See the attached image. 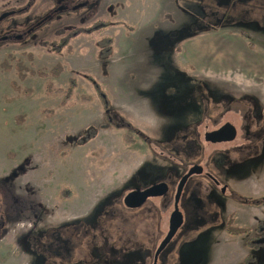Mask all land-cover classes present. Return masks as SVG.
Returning <instances> with one entry per match:
<instances>
[{
    "label": "rangeland",
    "instance_id": "rangeland-1",
    "mask_svg": "<svg viewBox=\"0 0 264 264\" xmlns=\"http://www.w3.org/2000/svg\"><path fill=\"white\" fill-rule=\"evenodd\" d=\"M61 1L0 0V15L28 8L0 22V36L32 29L61 8ZM64 1L65 13L25 39L0 41V203L7 217L0 264H127L109 253L128 239L130 250L137 244L144 250L141 259L128 264H155L175 188L149 199L142 210L125 208L123 199L168 176L177 181L197 162L207 165L226 192L215 189L211 194L219 202L209 203L207 178L188 180L180 200L185 223L156 264L181 263L189 251L183 239L199 241L202 234L198 228L189 231V225L201 222L206 231L231 213L237 226L253 229L258 237L252 239L254 258L244 264H264V206L255 211L256 218L243 216L238 207L255 206L256 200L264 205V174L257 178L256 173L264 172V82L205 77L197 66L209 64L190 63L184 54L191 41V48H204L213 39L205 35L222 29L245 30L253 48L264 49L259 31L264 30V0ZM62 27L82 32L59 52L41 45L61 47L54 32ZM58 65L63 69L55 76ZM88 77L108 96L111 118ZM72 81L73 94L63 104L64 94L56 90L66 91ZM220 113L218 122L236 125L237 142L204 140ZM223 152L229 155L213 158ZM224 203L227 210L221 209ZM57 233L77 234L70 254L42 252L46 237ZM214 241L215 264L226 261L227 250ZM238 248H232L237 255ZM209 256L206 251L204 264Z\"/></svg>",
    "mask_w": 264,
    "mask_h": 264
},
{
    "label": "crops",
    "instance_id": "crops-1",
    "mask_svg": "<svg viewBox=\"0 0 264 264\" xmlns=\"http://www.w3.org/2000/svg\"><path fill=\"white\" fill-rule=\"evenodd\" d=\"M245 30H232V29H222L218 32H212L205 36L213 37V39L208 41V45L204 48L199 46V48L190 47L194 42H190L184 47V54L186 60L190 63H206L209 64L206 68L202 64L200 71L205 77L216 78L221 81H230V82H242L247 80L251 84L256 85V83L264 82V49L257 47L251 48L248 44L252 42L247 39H240L242 32ZM260 32L264 30L259 29ZM245 34L248 35L246 32ZM264 38V35L261 36ZM264 40V39H263ZM261 41L264 43V41ZM254 44V42H253ZM260 46V45H259ZM264 48V46H262ZM245 64L248 66L245 67ZM235 75V77L229 80V74ZM257 178L260 177L264 172H256ZM262 177V176H261ZM244 179V178H243ZM264 179V177H262ZM239 193H242L241 187ZM264 194V193H263ZM256 198V195H253ZM262 196V195H261ZM246 205V204H245ZM238 205L241 208L239 213L242 212L243 216L247 213L252 214V218H256V210L260 209L259 205L248 206ZM238 211V209H237ZM262 212V211H261ZM264 212V211H263ZM239 215V219H241ZM199 233H202L199 237L200 240L195 239L189 240L186 248V256L181 260L180 264H204V253L209 252V258L205 262L206 264H215V254L217 250L214 249V239L220 240L219 243L224 245V251L227 250L228 255L225 259H220L219 263L216 264H242L246 257L250 253V248L247 244L248 236L245 234L242 235H231L223 227V225L216 226L213 229L201 230ZM203 234L204 239H203ZM235 245H238L239 248L236 250L238 255L235 253L232 248ZM234 251V252H233ZM241 252H244V256L240 255ZM252 252V251H251ZM240 256V257H239ZM213 260L211 262L210 260Z\"/></svg>",
    "mask_w": 264,
    "mask_h": 264
},
{
    "label": "flooded vegetation",
    "instance_id": "flooded-vegetation-1",
    "mask_svg": "<svg viewBox=\"0 0 264 264\" xmlns=\"http://www.w3.org/2000/svg\"><path fill=\"white\" fill-rule=\"evenodd\" d=\"M66 4H68V2H66V1H64V0H62L61 1V8H59V9H57V10H55V11H53L52 13H50L48 16H46L45 18H47V17H49L46 21H44V23L43 24H45L46 22H48L50 19H52L56 14H63V13H65V9H66V7H65V5ZM26 9H28V8H24V9H22V10H20V11H8V12H13L14 14L13 15H16V14H19V13H22V12H24V11H26ZM4 13H6V12H4ZM3 14V13H2ZM13 15H11V16H13ZM1 16V15H0ZM11 16H9V17H11ZM44 18V19H45ZM43 19V20H44ZM42 20V21H43ZM2 22V21H1ZM41 22V21H40ZM1 24V23H0ZM38 24V23H37ZM36 24V25H37ZM42 24V25H43ZM35 25V26H36ZM41 25V26H42ZM34 26V27H35ZM97 26V25H96ZM33 27V28H34ZM32 28V29H33ZM63 29H65L66 30V28H64V27H62ZM62 28H58V29H62ZM78 28H80V27H78ZM57 29V30H58ZM29 30H31V29H29ZM29 30L28 31H26V32H23V33H20V34H12V33H7L6 35H3V36H0V41L1 42H6V41H19V40H21V39H25V37L29 34ZM57 30H55V32L57 31ZM55 32H54V35H55ZM80 32H82V30H81V28H80ZM5 36V37H4ZM235 112V114H237L238 115V117L240 118L241 116H242V114H239L237 111H234ZM223 113H220L219 114V116H218V118H216V121H215V126L211 129V130H208V131H206L205 133H204V135H203V138H204V140L207 142V143H209V144H212V145H221V144H225V143H235V142H237L238 141V129H237V127H236V125L234 124V123H232L230 120H227V121H225L224 123H220L221 122V120H222V118H223ZM217 116V115H216ZM203 117V116H202ZM205 117V116H204ZM217 119H221L220 120V122H218L217 121ZM205 121H208V120H205ZM219 123V124H218ZM213 124V125H214ZM226 124H231V125H233L234 127H235V129H236V137H235V139L233 140V141H229V142H217V143H212V142H210V141H207L206 140V134L208 133V132H211V131H215V130H219L221 127H223L224 125H226ZM205 128H208L207 126L205 127ZM197 137V136H196ZM199 140L198 141H200V139H201V137L200 138H198ZM235 146H237V147H239L240 146V144L239 143H237V145H235ZM228 151V150H227ZM204 152H206L205 150H204ZM216 152H219V150H216ZM225 155H229V153H227V152H223V153H220V154H214V156H213V158L215 159L217 156H219V159H221L223 156H225ZM213 158H212V160H213ZM216 162V161H215ZM220 162H219V160L217 161V163L215 164V165H218ZM194 166H201L202 168H203V172L201 173V174H195V176H204V177H206L207 178V180H208V183H207V186L209 185V184H211L212 186L211 187H208L209 188V194L206 196L207 197V199L209 200L208 202L209 203H218L219 201L218 200H216V198L211 194V193H213V194H215L214 193V191H215V189H217L218 191L220 190H223L224 192H226V187L227 186H225L224 187V185H222L220 182H218V180L216 179V177L213 175V174H211V173H209V171L207 170V165H205V164H203V163H199V162H197V163H194L193 165H191L190 167H189V169L187 170V171H185V173H183V175L177 180V181H175V179H174V177H173V175H171V176H168V178H166V181H161V182H165V183H167L168 184V186H169V192H171L173 189H172V187L173 188H175V190L173 191V205H172V207H173V209H172V211L170 212V214H169V219H168V224H167V230H166V234H165V237H166V235L168 234V232H169V225H170V218H171V215H172V213H173V211H174V205H175V195H176V190H177V186H178V184H179V181L181 180V178L184 176V175H186L188 172H189V170L192 168V167H194ZM221 175L223 176V177H225V178H227V179H229V178H231V175L229 174V173H224V172H221ZM194 176V175H193ZM191 178V177H190ZM189 178V179H190ZM232 180V179H231ZM161 182H159V183H161ZM187 184V183H186ZM186 186V185H185ZM199 187V186H198ZM200 188V187H199ZM135 189H137V188H135ZM139 189H145V188H139ZM185 189V188H184ZM132 191V190H131ZM169 192L167 193V194H169ZM183 192H184V190H183ZM207 193V192H206ZM166 194V195H167ZM166 195H164V196H166ZM182 195H183V193H182ZM164 196H162V197H164ZM209 196V197H208ZM182 197V196H181ZM156 198H159V197H156ZM264 199V195L262 196V197H260V199ZM150 199H152V198H150ZM180 200H181V198H180ZM192 200L194 201V202H198V203H200L199 202V200L193 195L192 196ZM149 201V199L146 201V203L145 204H143L141 207H139V208H129V207H127L125 204H124V199H123V205H124V207L125 208H128V209H130V210H132V211H135V210H142V208H144L146 205H147V202ZM261 200H256V201H253V203L255 204V205H259V207L261 206H264V205H262L261 204ZM226 204L227 203H224V205H223V207L220 205V204H218L219 206H221V209L223 210V209H226L227 210V207H226ZM198 205L197 204H195V207H197ZM246 207H248V206H251V205H245ZM179 209H180V212L182 213V211H181V208H180V201H179ZM183 214V213H182ZM184 216V215H183ZM230 216H233V217H230ZM230 218H233V220H234V224L236 225V223H235V215H232V213L227 217V220H225V221H223V222H221V223H218L217 225H214V226H219V225H223V227H224V229L226 230V225H227V222L229 221V219ZM183 219H184V217H183ZM7 217H6V212L5 211H3V209L1 208V203H0V238H1V236L3 235V233H4V231H5V229H6V225H7ZM185 222L183 221V224H184ZM200 225H202L201 224V222H196V223H194V224H192V225H189L188 227H189V231H191V230H193L194 228H198L199 230H200V228H202V227H207V226H200ZM257 228V227H256ZM246 229H248V228H246ZM251 229V228H250ZM249 229V230H250ZM252 230L253 229H251V231L248 233V234H245V235H248V238H250V237H255V236H253L252 235ZM227 231V230H226ZM72 234H64V235H59L58 233L57 234H53V235H48L47 237H46V242H43V245H44V249L42 250V252L44 251V253L46 254V255H49L50 254V256L51 255H57V254H62L63 253V251L65 250V253H71L72 252V249L74 248L73 247V242H74V240H76V238H77V234L76 235H73V236H71ZM164 237V238H165ZM164 238L162 239V241L164 240ZM31 241V243H36V245H35V247L37 248L38 246V242H36V241H32V240H34V239H30ZM161 241V242H162ZM161 242H160V244H161ZM185 242V243H184ZM188 242H189V240H187V239H185V241H184V239H183V243H182V245H185V246H187L188 245ZM160 244L158 245V247H157V249L159 248V246H160ZM130 245H131V243H130ZM130 245H129V239L125 242V244L123 245V246H121V248H120V250L118 249V248H114L113 250H112V252H110L109 253V258H113V257H117L118 259L119 258H121L122 260H125V262L128 264V262H129V260H139V259H141L140 257L143 255V253H144V250L143 249H141L140 248V246H139V244H137L136 246V248H133L132 247V249L130 250L129 249V247H130ZM182 245L180 246V248H182ZM52 246V247H51ZM173 248V247H172ZM157 249H156V252H157ZM134 251H136V252H134ZM156 252H155V254H156ZM162 253V252H161ZM160 253V254H161ZM160 256V255H159ZM159 256H158V258H159ZM112 260V259H111ZM111 260H110V262H111ZM49 260L46 262L47 264H49ZM108 262V264H110L109 263V261H107ZM154 262H155V255H154ZM61 263L62 264H66V263H64V261H61ZM138 264H139V262H138Z\"/></svg>",
    "mask_w": 264,
    "mask_h": 264
},
{
    "label": "water",
    "instance_id": "water-1",
    "mask_svg": "<svg viewBox=\"0 0 264 264\" xmlns=\"http://www.w3.org/2000/svg\"><path fill=\"white\" fill-rule=\"evenodd\" d=\"M13 14H14L13 12L3 13L0 16V22ZM49 17L39 22L34 28L41 26L44 23V21H46ZM33 29L29 30V33ZM235 137H236V129L231 124H226L223 127H221L219 130L211 131L206 134V140L212 143L233 141ZM202 172H203V168L201 166H194L179 181L175 195L174 211L170 218L169 232L164 238V240L161 242L159 248L157 249V252L155 254V264L158 260V256L160 255V253L170 244V242L175 237L178 230L183 225L184 219H183V214L180 212L179 209V201L182 196L186 183L188 182L190 177H192L195 174H201ZM168 192H169V186L167 183L165 182L155 183L143 190L137 188L128 192L124 198V204L129 208H139L143 204H145L148 199L162 197L166 195Z\"/></svg>",
    "mask_w": 264,
    "mask_h": 264
},
{
    "label": "trees",
    "instance_id": "trees-1",
    "mask_svg": "<svg viewBox=\"0 0 264 264\" xmlns=\"http://www.w3.org/2000/svg\"><path fill=\"white\" fill-rule=\"evenodd\" d=\"M80 32V29L79 28H75L74 30L72 31H67L65 29H58L56 32H55V37L58 38V43L61 45V47L57 48V47H52L50 43L48 42H41V45L44 46V47H51L53 51H56V52H59L61 51V49L63 47H65L66 45L69 44V42L71 40H73L76 36H78V34ZM242 35L245 39L247 40H250L248 35L243 33L242 32ZM106 42L109 44L110 43V39H105ZM249 46L251 48H253V43L252 42H249ZM176 51L178 52V54H181L182 53V49L180 50V48L177 47ZM106 53H108L109 51H105ZM181 61V60H180ZM182 63H187L185 60L181 61ZM63 69V67L61 65H58L54 70H52V73L57 76L61 70ZM57 71H60L59 73ZM89 80L93 83V87H94V90L96 91L97 93V97L98 99L100 100L103 108L105 109V111L108 113V117L111 118V114H112V111L110 110L111 109V106H110V101L108 99V96L104 93V90L101 86V84L99 82H97L93 77H88ZM74 81H72L71 83V86L66 90V91H61V90H56V92L58 94H64V100H63V104H66V102L68 100L71 99V96H72V92H73V87H74ZM55 93V92H54ZM56 94V93H55ZM82 99L83 100H87V101H91L93 100L92 97H89V96H82ZM110 122H111V119H109ZM125 137L127 138V135H125ZM124 137V138H125ZM128 141V140H126ZM226 230L229 234L231 235H242V234H248L251 229H246V228H242L240 226H237L234 224V220L233 218H230L229 221L227 222V225H226ZM255 238H258V237H250L247 239V244H248V247L250 248V253L249 255L246 257V259L244 260V262L242 264H244L245 262L247 261H250L252 260V257L253 254H254V250L256 247H257V244H254V242L252 241V239H255ZM263 244V243H262ZM252 251V252H251Z\"/></svg>",
    "mask_w": 264,
    "mask_h": 264
}]
</instances>
